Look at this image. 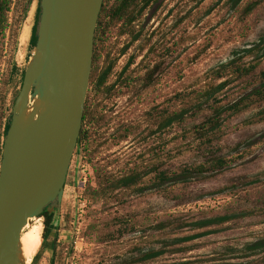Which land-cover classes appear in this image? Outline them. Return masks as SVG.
I'll list each match as a JSON object with an SVG mask.
<instances>
[{"label":"rangeland","instance_id":"obj_1","mask_svg":"<svg viewBox=\"0 0 264 264\" xmlns=\"http://www.w3.org/2000/svg\"><path fill=\"white\" fill-rule=\"evenodd\" d=\"M20 1L16 0L6 35L5 57L1 65L3 76L13 65L18 74L25 71L35 47L33 40L41 13L38 0H32L25 13L17 9ZM249 6H253L252 9ZM136 27L142 29V37L133 45L130 43L124 54L116 51L119 59L115 77L140 44L148 43L149 47H154L156 52L152 57L162 59L163 67L151 104L181 106L182 95L197 90L209 80L217 84L230 80L221 96L225 102H234L256 86L257 76L264 71V0H160L147 8ZM118 40V48L129 43L127 37ZM142 57L137 58L133 67ZM223 65L227 67L221 68ZM239 65L253 66L251 75L237 78L233 70ZM219 72L223 77H218ZM246 88L249 89L246 91ZM12 92L10 89L9 98ZM106 104L111 118L110 129L105 135L108 143L96 159L118 158L119 161L111 165L114 170H120V163L128 156L135 154L136 157L151 145L160 149L162 169L165 170L178 169L205 158L204 153L192 150L191 138L184 137L180 127L147 139L139 134L116 140L113 134L127 124L142 123L145 130L144 118L149 105L136 102L129 95L116 97ZM263 113L264 99L229 113L220 146L221 153L235 158V162L223 172L198 176L183 186L184 193L177 199L165 195L148 180L146 189L134 193L124 206L114 202L107 207H91L83 198V188L92 167L83 158L82 151L74 152L57 221L59 225L43 239L45 218L41 216L32 222L42 227L39 255L33 264H104L115 261L119 255L130 254L140 242L137 235L114 241L87 235V223L93 210L109 216L128 213L150 217L177 212L186 221L224 214L227 206L231 207L230 210L258 206V199L264 201ZM235 200H240L239 204L232 206ZM218 228L182 243V250L170 247L164 260L170 263L191 260L198 264H264L262 253L241 257L249 252V244L264 238V213L226 221ZM196 231L184 226L180 234L191 235ZM228 248L235 250L227 251Z\"/></svg>","mask_w":264,"mask_h":264},{"label":"trees","instance_id":"obj_2","mask_svg":"<svg viewBox=\"0 0 264 264\" xmlns=\"http://www.w3.org/2000/svg\"><path fill=\"white\" fill-rule=\"evenodd\" d=\"M158 1L160 0H104L95 34L93 69L83 124L75 149V154L82 151L83 158L92 167V173L83 188V198L91 207L94 205L107 207L114 202H119L121 206H124L127 199L134 193L146 189L145 184L148 180L152 182L153 187L165 195L177 199L184 193L183 186L190 184L198 176L223 172L230 168L235 158L221 153L220 146L227 117L229 113L246 108L253 101L264 99V71H262L261 75L257 76L256 86L234 102H225L221 96L230 80L219 84L214 80H209L197 90L182 95L180 97L181 106L173 108L168 105L162 106L159 103L151 104L152 96L156 93L162 77L163 62L162 59L152 57V53L156 50L152 46L149 47L148 43L140 44L137 52L129 58L115 77L119 54H124L129 49L130 43L133 45L142 37V29L136 27L137 22L144 16L147 8ZM18 3L20 4L17 9L25 13L29 0H21ZM15 5L16 0H0V85L2 84L0 86V163L4 137L25 72L18 74L16 66L13 65L6 76L1 74V65L5 57L6 35L10 28L11 14ZM249 7L252 9L253 6ZM123 37H127L129 43L123 48H118L119 40L117 39ZM36 38L35 35L34 44ZM116 51L120 53L117 55ZM141 55H143L142 59L137 66L133 67ZM226 67L227 65L221 66V68ZM252 69L253 66L239 65L233 73L237 78H247L251 75ZM218 77H223V73L219 72ZM10 89L13 92L9 98ZM248 89L246 88V91ZM123 95H129L136 102L149 105L144 118L147 126L144 130L142 123L127 124L113 134L116 140H126L131 135L139 134L147 139L180 127L183 136L191 138L189 145L192 146V150L204 153L205 158L178 169L166 168L165 170L162 169L160 149L151 145L136 157L135 154L128 156L125 162L120 163L122 165L120 170H114L111 167L115 161H119L118 158L96 159L108 143L105 135L110 129L111 118L107 112L109 107L106 102ZM239 201H232V206L239 204ZM257 202L260 204L255 207L230 210L231 207L227 206L224 214L186 221L177 212L150 217L128 213L109 216L103 215L104 212L100 210H93L90 212L86 231L91 238L110 241L128 235H137L139 238L140 242L138 241L139 243L135 245L130 254L119 255L115 261L104 264H198L191 260L170 263L166 262L164 257L170 252V247L182 250L184 249L182 243L218 230V226L223 222L243 218L246 215L264 213L261 209L264 207L263 199H258ZM42 216L45 218L43 239H46L57 228L55 213L45 211ZM36 219L38 218H34L33 221ZM184 226H190L197 231L191 235H181ZM247 249L249 252H245L241 257L248 256L250 253H262L264 257V238L249 244ZM233 250L235 249L228 248L227 251ZM37 258L38 255L35 256L33 263Z\"/></svg>","mask_w":264,"mask_h":264},{"label":"water","instance_id":"obj_3","mask_svg":"<svg viewBox=\"0 0 264 264\" xmlns=\"http://www.w3.org/2000/svg\"><path fill=\"white\" fill-rule=\"evenodd\" d=\"M103 5L104 0H38L41 13L35 47L2 148L0 264H27L21 237L32 218L48 211L55 213L59 225Z\"/></svg>","mask_w":264,"mask_h":264},{"label":"bare ground","instance_id":"obj_4","mask_svg":"<svg viewBox=\"0 0 264 264\" xmlns=\"http://www.w3.org/2000/svg\"><path fill=\"white\" fill-rule=\"evenodd\" d=\"M33 220L34 218L25 226L21 237L23 257L27 260V264L31 263L42 239V227L39 224L32 223Z\"/></svg>","mask_w":264,"mask_h":264}]
</instances>
